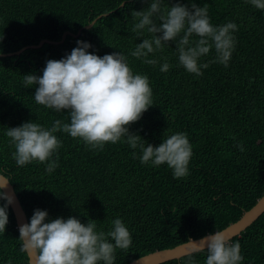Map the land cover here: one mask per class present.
I'll return each instance as SVG.
<instances>
[{
	"label": "trees",
	"instance_id": "1",
	"mask_svg": "<svg viewBox=\"0 0 264 264\" xmlns=\"http://www.w3.org/2000/svg\"><path fill=\"white\" fill-rule=\"evenodd\" d=\"M151 2L0 0V52L41 38L59 39L63 31L76 32L98 14L111 11L61 43L44 42L19 54L0 56V170L12 183L28 222L37 208L47 211L46 222L69 216L82 223L94 219L97 230L105 232L112 220L120 218L132 242L127 250H116L115 264L220 230L264 193V11L246 0H192L207 5L214 26L229 21L238 26L228 67L214 62L213 47L200 57L199 63L209 67L197 76L179 65L174 41L149 54L148 59L158 61L155 66L131 56L143 39L131 31L135 22L131 11L147 8ZM175 2L162 0L161 6ZM180 2L190 7L189 0ZM143 37L151 34L145 29ZM77 40L90 43L87 51L99 56L119 51L134 73L148 77L154 105L129 131L153 146L173 133H186L192 146L186 177L174 178L166 164H142L140 150L127 143H106L103 150H94L63 131L55 133L62 146L53 156L58 155L59 164L53 172H46V165L36 161L23 167L16 164L14 148L5 135L8 127L27 121L48 128L58 119L70 122L67 111L35 102L37 85L25 87L24 75H42L46 61L70 54ZM164 58L172 66L167 72L160 71ZM237 142H242L243 152ZM7 214L5 232L0 233V264H29L9 205ZM236 241L244 257L241 264H264V212L229 240ZM191 254L197 264H204L206 250ZM187 259L188 254L159 264H185Z\"/></svg>",
	"mask_w": 264,
	"mask_h": 264
},
{
	"label": "clouds",
	"instance_id": "2",
	"mask_svg": "<svg viewBox=\"0 0 264 264\" xmlns=\"http://www.w3.org/2000/svg\"><path fill=\"white\" fill-rule=\"evenodd\" d=\"M161 2L152 0L147 8L131 11L135 21L131 31L143 38L136 43L131 56L155 66L158 61L148 59L149 54L163 51L165 44L174 41L179 65L189 73L203 75L201 69L209 67V63L201 64L199 59L213 47L214 62L228 67L236 44L233 35L238 30L236 23L229 21L214 26L207 5L198 6L192 0H189L190 7L180 0L170 7H162ZM246 2L264 11V0ZM145 29L151 38L143 37ZM193 36L198 38L193 40ZM76 44L63 58L47 60L42 75H24L25 87L37 85L35 102L57 112L67 111L70 122L62 123L58 119L48 128L27 121L8 127L5 135L14 148L12 158L16 164L23 167L36 161L46 165V172H53L59 166L58 155L55 159L53 156L62 146L55 133L63 131L94 150H103L106 143H127L130 148L140 150L142 164L150 162L157 167L166 164L174 178L186 177L192 156L186 133H173L153 146L129 131L130 125L154 105L148 77L134 73L119 51L99 56L87 51L92 47L90 43L77 40ZM171 67L164 58L160 71L167 72ZM235 146L241 152L245 150L242 142ZM132 155L136 158L137 154L133 151ZM0 200L4 201L0 205V233H4L8 223L7 208L13 198L0 191ZM47 217L46 210L37 208L30 222L19 226L22 250L35 255V264H115L116 250L131 247V233L120 218L112 220V227L105 232L97 230L94 219L82 223L75 216H69L46 222ZM201 241L203 247L193 251L206 250L204 264H241L244 259L239 242L230 243L222 231H215ZM185 264H197L191 253Z\"/></svg>",
	"mask_w": 264,
	"mask_h": 264
},
{
	"label": "water",
	"instance_id": "3",
	"mask_svg": "<svg viewBox=\"0 0 264 264\" xmlns=\"http://www.w3.org/2000/svg\"><path fill=\"white\" fill-rule=\"evenodd\" d=\"M123 3L124 1L121 2L120 5H123ZM110 12L111 11L98 14L95 18H93L87 24L79 27L76 32H73L71 30L63 31L59 39L41 38L37 43L25 44L17 50L8 51V52H0V56L19 54L25 48L40 47L44 42L55 43V44L61 43L64 41L67 35L78 36L84 28H89L90 26H92V24L96 21L97 18L101 17L102 15H107ZM3 184L5 186L0 187V189L13 198V202L9 204V206L11 207L13 211L15 221H16V227L19 231V226L21 224L28 223L27 215L14 190L12 183L10 182L8 177L0 170V185H3ZM263 212H264V193L256 199V201L251 207L244 210L238 219L230 222L225 227L221 228L220 230H216V231L224 232L226 237H228L230 240L232 237L239 235L242 230H244L247 226H249ZM214 233L215 231L208 232L196 238H189L188 240L178 243L172 247L155 249L151 252L140 255L128 261L125 264H159L163 261H167L173 258H180L183 255L195 252L193 251L194 248H202L203 242L201 240L207 235L214 234ZM25 251L28 256V263L35 264V255L28 250H25Z\"/></svg>",
	"mask_w": 264,
	"mask_h": 264
}]
</instances>
